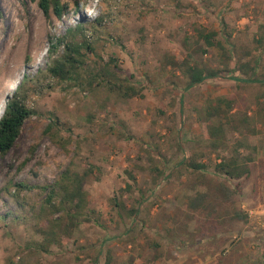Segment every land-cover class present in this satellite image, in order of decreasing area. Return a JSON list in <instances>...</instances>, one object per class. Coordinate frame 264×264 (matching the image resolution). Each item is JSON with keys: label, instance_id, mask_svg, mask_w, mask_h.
I'll return each instance as SVG.
<instances>
[{"label": "rangeland", "instance_id": "obj_1", "mask_svg": "<svg viewBox=\"0 0 264 264\" xmlns=\"http://www.w3.org/2000/svg\"><path fill=\"white\" fill-rule=\"evenodd\" d=\"M38 1L0 0V115L14 91L32 111L0 155V214L27 186L0 220V264H264V0H60V18ZM76 25L91 49L61 80L47 70L64 48L47 49ZM184 64L223 76L185 89ZM215 97L233 101L220 146ZM230 154L247 175L215 173ZM65 173H86L77 222L47 197Z\"/></svg>", "mask_w": 264, "mask_h": 264}, {"label": "trees", "instance_id": "obj_2", "mask_svg": "<svg viewBox=\"0 0 264 264\" xmlns=\"http://www.w3.org/2000/svg\"><path fill=\"white\" fill-rule=\"evenodd\" d=\"M38 4L45 16H48L50 8H53L55 16L60 18L64 9L63 5L60 4V0H39ZM99 19L100 18L95 19L96 22L99 21ZM84 30L85 27L76 25L74 29L68 28L63 36L57 37L54 41L50 42L47 52L51 56L56 52L59 46H63L64 54L51 60L47 70L49 74L61 80H66L67 78L72 77L71 75L73 74V71H75L76 64L80 63L79 59L81 57V50L91 49L90 44L84 38H80V40L77 38V35H83ZM214 36V32L206 34L200 33V37L206 41L208 46L214 45L211 41ZM218 46H220V44H218ZM184 66V73L187 78L185 89H190L204 80L221 77L224 72V70L203 68L198 65L192 66L184 64ZM233 78L235 80H241L237 76H234ZM251 80L252 79L249 78L243 81L250 82ZM109 89L125 98L139 97L140 94L134 85L122 82L112 83ZM18 92L14 91L6 98L3 112L0 115L1 156H4L13 148L25 120L32 114V111H30L24 101L19 97ZM232 106L233 101L223 97L208 98L204 102L203 117L209 130V136L212 138L211 142H213L214 145L220 146L224 142L226 130L225 125L229 127L230 124V121L226 122L227 112ZM214 120H218V122L215 124ZM233 127L235 128L232 131L238 132L236 126ZM239 161L238 154H230L228 157H222L215 165V173H219L228 179L234 180L247 175L249 170L246 164L240 163ZM191 166L196 170L204 168L202 164L194 165V163H192ZM85 176L86 173L82 174V177H79L76 174H73L72 176L65 173L63 177H61L62 179L55 183L47 193L48 199L60 196V204L63 205V203H67L69 205L66 211L67 217L74 222H77L78 218L84 214L88 204L86 193L83 190V178ZM15 186L19 188V192L12 195V198L17 207L15 209H8V212L0 214V220L8 215H12L14 218H19L21 215L19 212L25 210V203L22 201L19 194L27 186L22 183H16ZM46 189L48 188L46 187ZM43 234L45 237L56 236L53 227H50L49 231L46 232L43 230ZM53 242L54 239H49L47 245L43 246V249L46 250L47 246L51 245Z\"/></svg>", "mask_w": 264, "mask_h": 264}]
</instances>
